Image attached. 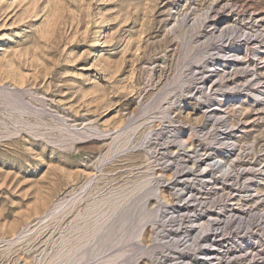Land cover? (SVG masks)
I'll use <instances>...</instances> for the list:
<instances>
[{
  "label": "rangeland",
  "instance_id": "1",
  "mask_svg": "<svg viewBox=\"0 0 264 264\" xmlns=\"http://www.w3.org/2000/svg\"><path fill=\"white\" fill-rule=\"evenodd\" d=\"M176 1L0 0V84L19 89L35 106V113L20 116L0 95V264H43L46 239L57 232L45 217L71 193L89 183L104 192L142 187L153 171L163 190H150L144 199L158 217L142 231L129 230L119 264H264V97L257 99L264 90V52L258 55L260 46L264 51V0H192L184 10ZM210 5L220 10L219 27L226 32L219 44L232 37L249 43L245 60L241 55L220 74L208 71L224 52L203 47V40L190 51L169 32L177 19L193 18ZM187 50L192 54L184 58ZM202 57L204 113L172 109L179 99L163 96L172 93L176 73L185 61ZM224 76L236 97L218 107L213 96ZM255 88L259 92L250 91ZM18 117L28 122L18 123ZM56 122L77 130L76 136ZM186 135L193 139L182 142ZM145 140L156 162L144 158ZM198 157L203 163L192 167ZM29 229L35 231L27 240L5 248L6 240L22 238ZM155 245L161 249L146 254Z\"/></svg>",
  "mask_w": 264,
  "mask_h": 264
},
{
  "label": "bare ground",
  "instance_id": "2",
  "mask_svg": "<svg viewBox=\"0 0 264 264\" xmlns=\"http://www.w3.org/2000/svg\"><path fill=\"white\" fill-rule=\"evenodd\" d=\"M190 1L192 0H177L176 2L179 3L180 5H182V10H184V7H187L190 4ZM195 1V0H194ZM186 2V4H184ZM212 2V1H211ZM214 2V1H213ZM217 2V1H216ZM216 2L213 4L215 5ZM220 3V2H219ZM212 4V3H211ZM178 5V4H177ZM209 6L207 8L209 9H205V11L202 14H195L194 17L192 18V14H185V16H181V19H177L176 22L174 23V25H172V28H170L169 32L173 34L174 38L177 40H180L181 43H183V46H186V49H189L190 51L193 50V48L195 50H197V48L202 44H200V42L203 40V47L206 44H209V48L211 47L210 45H213V47H211V49L217 50L218 52H224L223 55L219 56V57H215L214 61H213V65L215 66L214 69L212 71H208L211 72V74L213 73H219L220 71L227 69L228 67L233 68V66L235 65V62L239 61V58L242 54H244L246 52V46L249 44L248 43V39L245 38V43H242L241 40H236L235 37L229 38L228 41H224L223 43L219 44V42H221L223 40V38L225 37V29L220 28L219 26L220 24V20L222 19L221 15H220V10H217L216 7L214 6ZM196 6V5H195ZM192 7V6H191ZM190 7V9H191ZM196 8V7H195ZM193 7V9H195ZM205 8V7H204ZM180 9V8H179ZM189 9V8H188ZM220 9V8H219ZM181 10V11H182ZM192 10V9H191ZM201 10V9H199ZM207 10V11H206ZM175 11V10H174ZM190 12V10H188ZM203 11V8L202 10ZM178 12V11H177ZM176 12V13H177ZM199 12V11H197ZM169 13H171L169 11ZM173 13V12H172ZM175 13V14H176ZM181 13V12H180ZM195 13V12H194ZM201 13V12H200ZM179 14V13H177ZM176 14V15H177ZM183 14V13H182ZM171 15V14H170ZM181 15V14H179ZM178 15V16H179ZM184 15V14H183ZM174 17V16H172ZM176 18V17H175ZM169 19V18H168ZM211 23L212 28H209L208 24ZM234 27H237V23H234ZM233 27V28H234ZM232 28V27H231ZM232 28V29H233ZM226 29H228V27H226ZM231 34V33H230ZM229 34V35H230ZM234 34V33H233ZM242 34V33H241ZM196 35H199L198 37H203L200 38L199 40H197ZM247 36V34H246ZM231 37V36H229ZM209 38V39H208ZM264 38V37H263ZM243 40V39H242ZM202 43V42H201ZM253 44V43H252ZM208 46V45H207ZM206 46V47H207ZM259 46V45H258ZM188 47V48H187ZM248 47V46H247ZM255 47V46H254ZM183 48V47H182ZM224 49V50H223ZM258 51V55H261L262 52V46H260ZM195 50H193L195 52ZM186 51V50H185ZM201 51V50H200ZM206 51V50H205ZM204 51V52H205ZM210 51V50H209ZM184 52V51H183ZM193 52V54H194ZM192 54L191 52H189L187 50L186 54L185 52L183 53V57L185 55L188 54ZM197 53V51H196ZM209 53V52H208ZM216 53V52H215ZM201 54V52H200ZM207 54V53H206ZM181 55V53H180ZM198 55V53H197ZM195 54V56H197ZM209 55V54H208ZM205 56V55H204ZM210 56V55H209ZM212 56V55H211ZM210 56V57H211ZM215 56V55H214ZM247 56V55H246ZM182 57V56H181ZM182 57V58H183ZM187 57V56H186ZM244 55L241 56L242 59H244ZM185 58V57H184ZM188 58V57H187ZM246 58V57H245ZM248 58V57H247ZM191 59V58H190ZM203 57L202 58H198L196 61H185L186 62V68H185V63H184V70L181 68V70L179 69V73L177 77H175V80L173 83L174 87L172 89V93L170 94L169 91L167 90V94H165L163 97L167 98V95L170 97H177L179 99L178 104L175 105V107H172V109L175 108V110H180L182 111V108L186 107L187 109H189L190 111L192 110V113L195 114L197 112H199L200 110L203 112V99L205 98L203 96V89L205 88V85H203ZM245 60V59H244ZM243 60V61H244ZM241 61V59H240ZM206 62V61H205ZM193 63V64H192ZM249 63V62H248ZM206 64V63H205ZM243 64V63H242ZM178 65V64H177ZM206 66V65H205ZM246 66V65H245ZM207 67V66H206ZM205 67V68H206ZM211 68V67H210ZM213 68V67H212ZM230 68V69H231ZM250 68V67H249ZM252 68V67H251ZM222 69V70H221ZM255 69V68H254ZM181 71V72H180ZM150 73V72H149ZM223 73V72H222ZM221 73V74H222ZM231 73V72H230ZM210 74V75H211ZM220 74V73H219ZM257 74V73H256ZM150 75V74H149ZM233 75V74H232ZM206 76V74H205ZM215 76V75H214ZM220 76V75H218ZM221 77V76H220ZM152 79V77H150ZM208 78V77H207ZM219 78V77H218ZM245 78V77H244ZM220 79V78H219ZM250 80V79H249ZM215 81V78H214ZM262 81V80H261ZM216 82V81H215ZM150 83V82H149ZM214 83V82H213ZM213 83L211 90H213ZM219 83L221 85L219 89L215 90L214 93L215 95L213 96V100L216 101V104L218 105V107H224L225 104L228 103V101L233 100L236 97V91L230 87V83L228 80H226V76H224L223 80H219ZM223 84V85H222ZM232 84V82H231ZM150 85V84H149ZM233 85V84H232ZM264 86V85H263ZM169 87V86H168ZM216 87V86H215ZM244 87V86H243ZM171 88V87H170ZM245 88V87H244ZM170 90V89H169ZM210 90V91H211ZM243 90V89H242ZM241 90V91H242ZM206 91V90H205ZM235 91V92H234ZM247 91V90H246ZM249 91V90H248ZM251 92L255 91V92H259L258 88H255L250 90ZM165 92V93H166ZM208 92V91H206ZM245 92V91H244ZM22 91H20L19 89L16 88H12V87H8L6 85H1L0 84V95L3 96V102L4 104L6 103L7 106L11 107L12 109H19V112L21 110V112L19 113L20 116L22 113L27 114V112H31V113H35V106H32L31 104H29V102H26L24 100V98L21 96ZM164 93V92H163ZM212 93V92H209ZM248 93V92H247ZM186 94H188L189 97L186 96ZM243 94V93H242ZM257 94V93H256ZM255 94V95H256ZM161 96V95H160ZM204 97V98H203ZM210 97V95H209ZM222 97V98H221ZM264 97V90L259 92V95L257 97V99ZM165 98V99H166ZM207 98V97H206ZM1 99V97H0ZM1 99V100H2ZM164 99V100H165ZM170 99V98H169ZM189 99V100H187ZM262 99V98H261ZM167 100V99H166ZM191 100V101H190ZM162 101V100H161ZM184 101V104L182 103ZM208 101V100H207ZM211 101V100H210ZM165 102V101H164ZM174 102V100H173ZM245 102V101H243ZM151 103V102H150ZM161 103V102H160ZM181 103L183 104V106H181ZM159 104V103H158ZM169 104L170 101H169ZM175 104V103H174ZM162 105V103H161ZM160 105V106H161ZM158 106V105H157ZM156 106V107H157ZM163 106V105H162ZM205 108H210L211 105H209V102H205L204 104ZM6 107V106H5ZM34 107V109H33ZM152 107V106H151ZM159 107V106H158ZM215 107V105H214ZM227 107H225L226 109ZM215 109V108H214ZM218 109V108H217ZM9 110V109H8ZM144 110V109H143ZM158 110V109H157ZM171 110V109H170ZM207 109H205L206 111ZM211 110V109H210ZM219 110V109H218ZM221 110V109H220ZM34 111V112H33ZM162 112L164 110H161ZM160 111V113H161ZM147 112V110H146ZM150 112V111H149ZM212 112V111H211ZM145 114V112H143ZM166 112H164L165 114ZM213 113V112H212ZM43 114V113H42ZM163 114V115H164ZM190 114V113H189ZM206 114V113H205ZM149 115V113H148ZM147 115V116H148ZM154 115V114H153ZM166 115V114H165ZM169 115V114H168ZM213 115V114H212ZM39 116V115H38ZM142 116V114H141ZM146 116V114H145ZM161 116V114H160ZM189 116V115H188ZM211 115H208V117H210ZM220 116V115H218ZM222 116V115H221ZM220 116V117H221ZM226 116V115H225ZM140 117V116H139ZM154 117V116H153ZM156 117V116H155ZM171 117V116H170ZM192 117V116H191ZM191 117L189 118V120L191 119ZM200 117V116H199ZM202 117V115H201ZM219 117V118H220ZM40 118V117H39ZM135 118V117H133ZM138 118V117H137ZM144 118V116L142 117ZM152 118V117H151ZM160 118V117H159ZM162 118V117H161ZM166 118V117H165ZM204 118V117H203ZM230 118V117H229ZM171 119V118H170ZM174 119V118H173ZM171 120L172 122H174V120ZM195 119V117H194ZM215 119V118H213ZM213 119H208V120H213ZM218 119V118H216ZM215 119V120H216ZM222 119V117L220 118ZM231 119V118H230ZM40 120V119H39ZM44 120V119H43ZM42 123L41 124H45L46 123ZM149 120V119H147ZM165 120V119H164ZM201 120H203L201 118ZM206 120V118H205ZM207 120V121H208ZM18 123H27V121H25L24 118H20L18 117L17 119ZM145 121V119L143 120ZM143 121H141V125L143 124ZM163 121V120H162ZM170 121V120H167ZM170 121V122H171ZM186 121V120H185ZM192 121V119H191ZM199 121V119H198ZM197 121V122H198ZM225 121V120H224ZM36 122V121H35ZM67 122V121H66ZM134 122V121H133ZM146 122V121H145ZM151 122V120H150ZM178 122V121H177ZM190 122V121H189ZM194 122V121H193ZM58 123V122H56ZM140 123V122H139ZM138 123V124H139ZM163 123V122H162ZM176 123V121H175ZM181 123H184V121H182ZM206 123V122H205ZM216 123V122H215ZM228 123V122H227ZM230 123V121H229ZM228 123V124H229ZM37 125V123H35ZM49 124V123H48ZM192 124V123H190ZM188 124V125H190ZM231 124V123H230ZM25 125V124H24ZM27 125V124H26ZM32 125V124H31ZM141 125H135L133 126V128L137 130L138 127H140ZM176 125V124H175ZM213 125V124H212ZM232 125V124H231ZM39 126V125H38ZM42 126V125H41ZM55 126L59 127L61 129H67L69 130L71 136H76V131L74 128H71L70 126H68V124L66 123H58ZM52 126V127H55ZM138 126V127H137ZM171 126V125H170ZM184 126V125H183ZM192 126V125H190ZM194 126V125H193ZM35 127V126H34ZM55 127V128H57ZM70 127V128H69ZM174 127V126H173ZM177 127V126H176ZM185 127V126H184ZM233 129V125L231 126ZM45 128V127H43ZM191 128V127H190ZM194 128V127H193ZM212 128V127H211ZM221 128V127H220ZM130 129V128H129ZM132 129V127H131ZM141 129V128H140ZM214 129V128H213ZM193 130V129H192ZM202 130V129H201ZM212 130V129H211ZM210 130V131H211ZM228 130V129H227ZM55 131V130H54ZM127 131V130H126ZM129 131V130H128ZM132 131V130H131ZM135 131V130H134ZM190 131V129H189ZM197 131V129H196ZM232 131V130H231ZM230 131V132H231ZM62 132V131H61ZM67 134L66 131H63ZM79 132V131H78ZM82 132V131H81ZM133 132V131H132ZM162 132V131H161ZM160 132V133H161ZM178 132V131H177ZM180 132V131H179ZM203 132V131H201ZM131 133V132H130ZM135 133V132H134ZM172 133V132H171ZM193 133V132H192ZM223 133V132H222ZM225 133V132H224ZM234 133V132H233ZM129 134V133H128ZM128 134L125 133L126 136L125 139L127 138ZM163 134V133H161ZM159 134V135H161ZM168 134V133H167ZM182 134V133H181ZM185 134V133H184ZM195 134V133H194ZM82 135V134H81ZM152 135V134H151ZM172 135V134H171ZM178 135V134H177ZM183 135V134H182ZM189 135V134H188ZM188 135H186V137L184 138V141H189L191 138H189V140L187 139ZM192 135V134H191ZM197 135V134H196ZM227 135V134H226ZM233 135V134H232ZM68 136V134L66 135ZM119 136V135H118ZM130 136V135H129ZM128 136V137H129ZM158 136V135H157ZM162 136V135H161ZM167 136V135H166ZM165 136V138H166ZM170 136V134H169ZM176 136V135H174ZM173 136V137H174ZM201 136V135H200ZM69 137V138H70ZM123 137V136H122ZM177 137V136H176ZM190 137V135H189ZM193 137V136H192ZM204 137H206L204 135ZM211 137V136H210ZM236 137V136H235ZM67 138V137H65ZM75 138V137H74ZM179 138V140H181L180 136L177 137ZM72 138H70L71 140ZM116 139V138H115ZM174 139V138H173ZM172 139V140H173ZM193 139V138H192ZM191 139V140H192ZM203 139V138H202ZM206 139V138H205ZM230 139V138H229ZM128 140H130L128 138ZM126 140V142L128 141ZM132 140V139H131ZM144 140V139H143ZM167 140V139H166ZM175 140V139H174ZM177 140V139H176ZM200 140V139H199ZM204 140V139H203ZM141 141V140H140ZM168 141V140H167ZM178 141V140H177ZM195 141V140H194ZM202 141V140H201ZM125 142V141H124ZM123 142V143H124ZM146 142V140H145ZM171 142V141H170ZM174 142V141H173ZM182 142L180 144H182ZM210 142V141H209ZM225 142V141H224ZM231 142V141H230ZM142 142H139L138 144H140ZM168 143V142H167ZM188 143V142H187ZM186 143V144H187ZM128 144V142L126 143ZM125 144V145H126ZM143 147H146L148 145V140L146 143L143 142ZM184 144V143H183ZM182 144V145H183ZM192 144V143H191ZM196 144V143H195ZM203 144V143H202ZM220 144V143H219ZM225 144V143H224ZM236 144V143H235ZM234 144V145H235ZM181 145V146H182ZM227 145H231V144H227ZM227 145H225L227 147ZM234 145H232L234 147ZM142 146V145H141ZM180 146V147H181ZM185 146V145H184ZM182 146V147H184ZM189 146V145H188ZM192 146V145H191ZM203 146V145H202ZM164 147V146H163ZM181 147V148H182ZM194 147V146H193ZM191 147V149L193 148ZM237 147V146H235ZM125 148V147H124ZM130 148V147H129ZM187 149H190L189 147H184ZM150 149L153 148H145L146 153H145V159L146 161H150V163L153 161V159H155L153 162L157 161V157L153 156L152 153L151 155H149L147 153V151H149ZM194 149V148H193ZM196 149V148H195ZM179 150V149H177ZM153 151V150H152ZM156 151V150H155ZM174 151V150H172ZM176 151V150H175ZM186 151V150H185ZM187 152V151H186ZM196 152V151H194ZM174 153V152H173ZM205 153V152H204ZM157 154V153H156ZM178 154V153H177ZM187 154V153H186ZM202 154V153H201ZM155 155V154H154ZM175 155V154H174ZM224 155V154H223ZM187 157V155H183ZM190 155H188L189 157ZM200 156V155H199ZM216 156V155H215ZM113 157V156H112ZM202 157V156H201ZM169 158V157H168ZM192 158V156L190 157ZM194 158V157H193ZM199 158V157H198ZM186 159V158H185ZM197 159V157H196ZM200 159V158H199ZM202 159V158H201ZM196 160L195 162H193L194 159H192V164H194V166L192 165V167H197L198 163L200 162V164L203 163V159L202 160ZM218 159V158H217ZM216 159V160H217ZM189 160V159H188ZM214 160V159H213ZM215 160V161H216ZM219 160V159H218ZM170 161V160H169ZM174 161V160H173ZM183 161V160H182ZM186 163L188 162L187 160ZM221 161V160H220ZM172 162V161H171ZM222 162V161H221ZM177 163V162H176ZM184 163V162H183ZM212 163V162H211ZM220 163V162H219ZM229 162H226L225 164L228 165ZM210 164V163H209ZM216 164V163H215ZM214 161H213V165ZM218 164V163H217ZM224 164V165H225ZM232 164V163H231ZM230 164V165H231ZM151 165V164H149ZM147 165V166H149ZM187 165V164H186ZM233 165V164H232ZM152 166V165H151ZM150 166V167H151ZM186 167V166H185ZM188 167V166H187ZM190 167V166H189ZM188 167V168H189ZM210 167V166H209ZM222 167V166H221ZM224 167V166H223ZM231 167V166H230ZM234 167V166H233ZM199 168V167H197ZM227 168V167H225ZM224 168V169H225ZM151 169V168H150ZM149 169V172H150ZM191 171L193 168H190ZM203 169V168H202ZM199 171V173H203L204 170ZM208 169V168H207ZM211 169V168H210ZM232 169V168H231ZM234 169V168H233ZM176 170V169H175ZM221 170V168H220ZM219 170V171H220ZM228 170V168H227ZM152 171V170H151ZM154 172V171H153ZM151 172V175H149V177L144 178V180L141 181L142 187H140V184L138 183L137 185L134 184L131 188H126L124 187H118L116 189H112L109 192H104V191H100L98 190V188L93 187L92 183H89L88 185H86L85 187H83L80 191L78 192H73L71 193L67 199H64L56 204H54L53 208L50 209V211L48 212L47 216L45 218H47V221L49 223H53L55 225V232L54 229H52L56 234H54L52 237H50L48 239H46V243L47 246L49 248V251H45L46 253V258H44V263L43 264H102V262H105V259L109 260L110 263H115L118 262L121 258H123V256L125 255L126 251H123L124 248V243L127 240V234L129 235V233L133 232L129 230L133 227H139V230H143V228L145 227V222L146 221H153L155 219V216L158 217V215H155L154 209H149L147 207V199L145 200L144 197L148 196V194H146L147 192H149L150 190H155L157 193H162L161 187L159 185H156V183H154L153 178H154V173ZM221 172V171H220ZM225 172V171H224ZM227 172V171H226ZM229 172V170H228ZM241 172V171H240ZM174 174V173H173ZM227 174V173H226ZM239 174V173H238ZM181 175V174H180ZM195 175V174H194ZM230 175V174H229ZM216 176V175H215ZM218 176V175H217ZM240 176V175H239ZM238 176V177H239ZM192 177V176H191ZM235 177V176H234ZM157 178V177H156ZM213 178V177H212ZM211 178V179H212ZM240 178V177H239ZM258 178V177H257ZM161 179V178H160ZM185 179V178H184ZM202 179V178H201ZM200 179V180H201ZM210 179V178H209ZM225 179V178H224ZM250 179V178H249ZM248 179V180H249ZM255 179V178H254ZM252 180V178H251ZM203 181V180H202ZM258 181V180H256ZM198 182V181H197ZM259 182V181H258ZM205 183V182H204ZM258 184V183H257ZM203 185V184H202ZM238 185V184H236ZM162 186V185H161ZM177 187V186H176ZM193 187V186H192ZM195 187V185H194ZM199 187V186H198ZM239 187V186H238ZM248 187H250V185H248ZM138 188H140L138 190ZM163 188V187H162ZM215 188V187H214ZM185 189V187H184ZM212 189V188H211ZM178 190V189H177ZM182 190V188H181ZM200 190V189H199ZM250 190V189H249ZM192 191V190H191ZM203 191V189H202ZM140 192V193H139ZM151 192V191H150ZM165 192V191H164ZM144 193L146 194L144 196ZM153 194V191L152 193ZM164 194V193H163ZM161 196V195H160ZM151 197V196H150ZM158 198V197H157ZM143 200H145V202H143ZM143 202V204H141V206L139 207V203ZM168 203V202H167ZM174 208V207H173ZM144 209V210H143ZM143 213H142V211ZM155 211H157V209H155ZM141 212V213H140ZM157 214V213H156ZM174 216V215H173ZM176 217V216H175ZM157 219V218H156ZM155 219V220H156ZM181 219V218H180ZM42 220V219H41ZM154 220V221H155ZM179 220V219H178ZM47 221L42 222L45 223V225H47ZM144 223H143V222ZM142 222V225H140L139 223ZM158 222V221H157ZM48 223V224H49ZM148 223V222H147ZM151 223V222H150ZM149 223V224H150ZM52 224V225H53ZM138 224V225H137ZM140 225V226H139ZM148 225V224H147ZM158 225V224H157ZM48 226V225H47ZM46 226V227H47ZM50 226V224H49ZM39 227V226H38ZM52 227V226H51ZM43 228V227H42ZM41 229V228H40ZM137 229V228H135ZM137 229V230H138ZM153 229V228H152ZM39 230V229H38ZM26 232L23 233L24 236H22V238L19 236L18 238H16L15 240H6L5 241V248L10 249L11 247L13 248V246L16 245L17 242H19L21 239H26V237L30 236L27 235L29 232L33 233V231L35 230H25ZM136 230H134L135 232ZM53 232V233H54ZM159 232V231H158ZM41 233V232H40ZM52 233V234H53ZM140 233V232H139ZM138 233V234H139ZM134 233H132L133 235ZM22 235V234H20ZM137 235V234H136ZM162 235V234H161ZM201 235V234H200ZM131 236V235H130ZM138 236V235H137ZM193 236V235H192ZM195 237L197 236L194 235ZM194 236H193V240H194ZM198 237V236H197ZM196 237V238H197ZM29 238V237H28ZM156 238V237H155ZM199 238V237H198ZM195 239L196 240H198ZM27 240V239H26ZM29 240V239H28ZM25 241V240H24ZM159 241V240H158ZM23 242V241H21ZM20 242V243H21ZM29 242V241H28ZM173 242V241H172ZM191 242V241H190ZM31 243V242H30ZM163 244V243H162ZM196 244V243H194ZM4 245V244H3ZM158 246L160 245H155V246H151L148 250H146V254L147 253H153L156 249H161ZM162 246V245H161ZM167 246V244H166ZM192 244L189 246L191 247ZM164 248V247H163ZM162 248V249H163ZM169 248V247H168ZM171 248V247H170ZM188 248V246L186 247ZM193 248V247H192ZM181 249V248H179ZM184 249V248H183ZM5 250V249H4ZM157 250V251H158ZM189 250V249H188ZM192 250V249H190ZM194 250V249H193ZM10 251V250H9ZM163 251V250H162ZM162 251H160L162 253ZM180 251V250H179ZM184 251V250H183ZM44 252V254H45ZM164 252V251H163ZM169 252V251H168ZM182 252V251H181ZM159 253V252H158ZM5 254V253H4ZM156 254V253H155ZM7 255V254H6ZM152 255V254H151ZM162 255V254H161ZM160 255V256H161ZM43 256V257H45ZM158 257V256H157ZM108 258V259H107ZM43 259V258H42ZM41 259V261H42ZM155 259V258H154ZM124 261V260H122ZM121 261V262H122ZM180 261V260H179ZM109 262H106L109 263ZM134 262V261H133ZM183 263V262H182ZM104 264V263H103ZM119 264V262L117 263ZM184 264V263H183Z\"/></svg>",
  "mask_w": 264,
  "mask_h": 264
}]
</instances>
